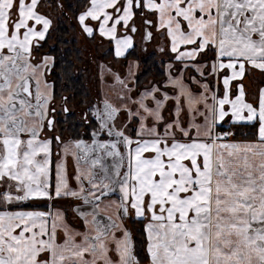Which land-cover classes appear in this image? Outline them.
Wrapping results in <instances>:
<instances>
[{
    "label": "snow or ice",
    "instance_id": "snow-or-ice-1",
    "mask_svg": "<svg viewBox=\"0 0 264 264\" xmlns=\"http://www.w3.org/2000/svg\"><path fill=\"white\" fill-rule=\"evenodd\" d=\"M69 12L104 49L72 139ZM256 76L264 0H0V264H264Z\"/></svg>",
    "mask_w": 264,
    "mask_h": 264
},
{
    "label": "trees",
    "instance_id": "trees-1",
    "mask_svg": "<svg viewBox=\"0 0 264 264\" xmlns=\"http://www.w3.org/2000/svg\"><path fill=\"white\" fill-rule=\"evenodd\" d=\"M65 4L69 2V0H64ZM74 2V0H73ZM78 30L74 28V20L72 19V14L69 12L68 17L64 18L62 23L58 25L57 31L52 34L51 39L41 50V55L50 54L57 57L58 63L63 60L64 66L69 64L74 65L72 71L74 75L71 79L65 77L64 85H63V95H68L69 97H75V99L71 100L70 105H77V107H85L81 104L82 100H89V94L85 86V79L81 74H77V67L83 65L85 53L84 50L80 47L79 41L76 39L75 33ZM92 44V43H90ZM143 55V56H141ZM148 54H140L141 59V71L139 75L142 80H145L149 77H154L155 68L151 67V61H146L145 57ZM56 72H61L62 69L58 68L54 70L53 79L55 77ZM58 92L60 91V85H57ZM74 113V112H73ZM60 117V116H59ZM60 117L59 119H61ZM67 127H65V131L63 132V136H70L71 138H79L81 133H86V128L81 126V123L77 120V114L74 113L68 121ZM87 139V136L85 137ZM128 226L132 228L134 231L139 225H133L131 221H129Z\"/></svg>",
    "mask_w": 264,
    "mask_h": 264
},
{
    "label": "rangeland",
    "instance_id": "rangeland-1",
    "mask_svg": "<svg viewBox=\"0 0 264 264\" xmlns=\"http://www.w3.org/2000/svg\"><path fill=\"white\" fill-rule=\"evenodd\" d=\"M53 15L55 16L57 14L55 12H53ZM75 35H76V39L79 41L80 47L82 48V50H84V53L86 54L84 57L83 65L77 67V74L79 75L82 73V76L85 79V86H86V89L88 91L89 101H90V100L96 98L97 91H98V81L96 79L97 68H96L95 61H97V60L103 61L104 60V49L98 50L97 45L90 44L89 42L84 41V39L79 34V31L77 33H75ZM149 51H151V49ZM140 54H142V53H140ZM144 54H147V53H144ZM141 56H143V55H141ZM140 71H141V67H140ZM152 79H154V78L149 77V78H146L144 81L147 82V81L152 80ZM247 82H248L247 84L249 86V88L247 87V90L249 89L252 93L254 91L253 87H255L257 85L259 86V83L261 82V78L259 76H256L252 79H249ZM58 107H59V104H58ZM69 107L73 110L74 113L77 114V120L79 123H81L80 116H81V113L84 111V107H77V105H70V104H69ZM59 118L60 117L58 116V120H59ZM64 126L67 127V125H63V127ZM65 138L72 139L70 136H67ZM69 163L71 165V158L69 160Z\"/></svg>",
    "mask_w": 264,
    "mask_h": 264
},
{
    "label": "crops",
    "instance_id": "crops-1",
    "mask_svg": "<svg viewBox=\"0 0 264 264\" xmlns=\"http://www.w3.org/2000/svg\"><path fill=\"white\" fill-rule=\"evenodd\" d=\"M83 47V46H82ZM257 82V81H256ZM248 82L246 81V88L248 87L249 88V86H248V84H247ZM258 83V82H257ZM262 86H264V83L262 84L261 82L259 83V86L257 85V86H255V87H253V92H255L259 87H262ZM248 91H249V93H251V91L248 89Z\"/></svg>",
    "mask_w": 264,
    "mask_h": 264
}]
</instances>
